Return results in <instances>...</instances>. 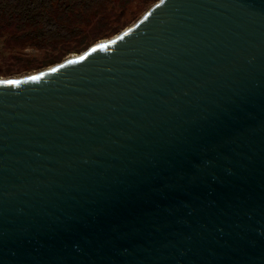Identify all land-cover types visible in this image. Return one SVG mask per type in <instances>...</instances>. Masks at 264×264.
I'll return each mask as SVG.
<instances>
[{
    "label": "water",
    "instance_id": "1",
    "mask_svg": "<svg viewBox=\"0 0 264 264\" xmlns=\"http://www.w3.org/2000/svg\"><path fill=\"white\" fill-rule=\"evenodd\" d=\"M0 264H264V0L0 79Z\"/></svg>",
    "mask_w": 264,
    "mask_h": 264
},
{
    "label": "trees",
    "instance_id": "2",
    "mask_svg": "<svg viewBox=\"0 0 264 264\" xmlns=\"http://www.w3.org/2000/svg\"><path fill=\"white\" fill-rule=\"evenodd\" d=\"M147 1V0H146ZM131 0H0V39L8 49H44L40 59L20 56L17 67L39 68L80 52L118 32ZM149 8V7H148Z\"/></svg>",
    "mask_w": 264,
    "mask_h": 264
},
{
    "label": "rangeland",
    "instance_id": "3",
    "mask_svg": "<svg viewBox=\"0 0 264 264\" xmlns=\"http://www.w3.org/2000/svg\"><path fill=\"white\" fill-rule=\"evenodd\" d=\"M156 1L157 0H147V1L146 0H131V2L129 3L127 7L126 15L124 17V19H126L127 22L123 27H121V29L118 32H120L124 28L134 23L148 9V7H150ZM118 32L113 33L106 37H101L97 39L95 42L108 39L114 36L115 34H117ZM43 51L44 49H36L35 47H31V46H27L24 49H20V50L19 49L10 50L8 49V47L5 48L3 46V41L0 39V79H7V78H14V77H20L24 75H29L31 73L43 70L55 64V63H52V64H48L45 66H41L39 68H33V67L23 68L24 67L23 65L17 68L22 63V61L21 60L18 61L17 59L11 58V55H12L11 53L15 52L20 56L34 57L36 59H40ZM80 52H75V51L69 52L61 59V61L73 55L79 54Z\"/></svg>",
    "mask_w": 264,
    "mask_h": 264
}]
</instances>
